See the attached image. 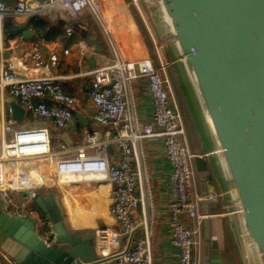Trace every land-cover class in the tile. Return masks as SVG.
<instances>
[{
	"label": "built area",
	"instance_id": "obj_1",
	"mask_svg": "<svg viewBox=\"0 0 264 264\" xmlns=\"http://www.w3.org/2000/svg\"><path fill=\"white\" fill-rule=\"evenodd\" d=\"M140 1L131 0L128 6L136 5L146 22ZM85 9H91L99 17L94 0H16L13 5L0 0V44L6 41L4 21L8 17L28 19L32 15L47 14L54 21L65 20V32L71 36L73 28L69 22L77 19ZM149 31L159 55V67L155 66L150 56L139 59L125 57L111 41L112 62L83 73L93 78L90 99L95 106L96 124L112 126L115 130L109 129L104 134L97 130L88 131L82 141L73 146H67L62 141L54 143L48 126L17 127L13 122L16 120L6 119L7 114L13 115V102L7 100L10 96L25 112L52 119L58 129H63L74 120L69 105L76 104V99L63 90L55 76L23 77L14 71L8 58L0 56V199L9 213H21L22 210L32 213L28 200H32L38 192L51 190L61 208L67 185L108 181L112 184L111 210L118 227L96 228L94 239L98 255L109 257L119 254L113 259L115 264H154L152 244L155 224L148 218L146 208L144 218L139 222L133 219L132 214L140 202L145 204L148 195L141 143L146 138L162 137L165 153L172 165L168 201L171 242L178 249L179 264H203L202 224L205 215L201 205L204 199L216 198L217 193L202 195L200 192L195 163L197 154L190 148L183 114L173 97L167 73L169 62L161 58L166 41L156 38ZM106 33L109 36L107 30ZM7 40L10 45L25 41L22 35ZM46 41L44 37H39L31 42L32 59L36 68L50 72L59 66L60 58L56 51H52L48 58L44 57L41 46ZM64 52L69 53V49ZM142 77L147 81L153 104L151 120L145 122L138 119L131 88L132 81ZM111 145L119 149L118 161L112 162L109 158ZM138 187L140 195L136 194ZM25 191L29 194L23 197L20 207L11 210L8 193ZM62 209H65L69 219L66 208ZM184 215L193 219L192 226L185 223ZM47 222L48 228L43 237L49 246L55 231ZM139 228H143V234L133 237L128 251L125 248L113 251V246L118 245L122 237L129 239L132 232L135 236Z\"/></svg>",
	"mask_w": 264,
	"mask_h": 264
},
{
	"label": "water",
	"instance_id": "obj_2",
	"mask_svg": "<svg viewBox=\"0 0 264 264\" xmlns=\"http://www.w3.org/2000/svg\"><path fill=\"white\" fill-rule=\"evenodd\" d=\"M153 1L164 29L161 38L176 53L172 63L180 62V70L195 96L213 148L215 167L207 155L195 157L200 192L208 195L216 191L215 168L219 170L240 227L247 264H264V0ZM34 17L30 16L24 23L6 18L5 44L9 46L7 39L18 35L24 40L33 38ZM172 37L175 41H168ZM87 38L100 50L91 30ZM13 51L8 48L6 56ZM195 77L210 119L201 106ZM69 107L82 126L92 125L94 108L84 114L76 104ZM12 108L13 119L21 121L25 110L16 102ZM55 138L68 146L75 143L68 126L56 132ZM54 198V193L38 192L32 199L34 205H28L32 213L26 210L9 213L0 199L1 248L18 250L26 264H109V261L115 264L113 259L119 254L100 257L94 232L70 228ZM209 204L208 199L202 202L204 264H210L211 259ZM47 221L55 231L49 246L43 237ZM99 228L104 229L105 225ZM133 237L134 232L125 251L130 248Z\"/></svg>",
	"mask_w": 264,
	"mask_h": 264
},
{
	"label": "crops",
	"instance_id": "obj_3",
	"mask_svg": "<svg viewBox=\"0 0 264 264\" xmlns=\"http://www.w3.org/2000/svg\"><path fill=\"white\" fill-rule=\"evenodd\" d=\"M15 1L16 0H10L6 2L10 5H13ZM107 1L109 2L110 6L109 9L107 8L105 10V13L107 15V29L113 28V26L115 27L112 17V15L114 14L120 26L119 31L122 37L121 41L119 40V37H114V41L121 53H123L125 57H130L132 59H139L146 56H150L152 58L151 52L144 40V37L142 36V33L134 20L132 11H128L129 6H127L125 0ZM142 7L144 9V12L147 13V17L149 18L148 6L145 5V3H142ZM100 11L101 13H104L102 11V8ZM82 13L78 18H80ZM45 16L49 18L48 15ZM14 20L17 23H24L27 19L20 18ZM150 20L151 21H149L148 19V21L146 20L147 23L145 22L148 25L149 30L152 31L155 37H161L163 32L156 24V21L152 19ZM85 24L90 23L85 22ZM31 28L34 33L33 39L25 40L24 42H20L16 45L15 43H12L10 46H7L5 42L3 45L0 44V56L8 58L14 71L18 72L23 77L40 75L55 76L58 82L61 84L63 90L75 97L76 107L80 112L87 114L90 109H95V106L90 99V91L93 87V78L90 76H86L83 73L93 69L94 67L112 62V60L114 59L112 43L106 36V33L103 32L99 24H92L90 29L92 38H95L99 42L100 50L97 49L95 45H92L88 41L87 37H80L75 42L69 45L66 42H63L61 39H57L56 41H46L41 46L44 57L48 58L52 51H56L60 58L59 66L52 69L50 72H45L34 66L32 59L31 42L33 40H36L40 36L38 32L34 30L32 22ZM66 36L64 35L63 37L69 39V36ZM15 37L17 36H14L13 38ZM10 47L14 51L9 57H7L6 51ZM65 49H69V53H65ZM161 53V58L162 60H165V62H172L176 58V53L174 52L172 47L164 46V48L161 50ZM168 59H171V61H169ZM91 61L94 62L95 66H92ZM153 62L156 67H159V63H157L156 60L154 61L153 59ZM170 76L171 80L172 73H170ZM178 77L179 76H177L178 81L176 79L175 81H173V79L171 80L173 97L175 98V101L177 102L183 114L187 134L190 131L195 135H199L204 142L203 148L199 149L198 147H195L194 150L191 147L190 148L196 154H202L205 156L207 155V157L210 158V163L215 167L216 162L211 155L213 148L209 143V138L206 132L200 129L198 123L199 121L195 111L193 110L187 88L182 82L181 75L180 78ZM131 88L138 119L141 122L150 121L153 112V104L146 79L142 77L132 81ZM7 100L8 102H16L18 104L17 100L10 96L7 97ZM6 116H10L9 119L6 118L7 120L13 121L12 114H7ZM13 122L16 126L17 121ZM34 126H48L50 128L52 141H54V143L57 141H61L55 138L56 132H60L65 128L64 127L63 129H58L54 125L52 119L36 117L30 111H26L23 118L21 119V124L17 127L28 128ZM66 126L69 127L70 135L75 141L73 145L81 142L88 131L92 133L93 131L97 130L101 134H104L109 129L115 130V128H113L112 126L97 125L94 118L92 125L87 127L82 126L81 122L75 117L74 120H72ZM76 132L80 135H75ZM141 149L145 172L144 183L146 185L148 195L146 197L145 204L140 202L134 209L132 217L136 222L143 220L144 209L146 208L148 218L150 220L152 219L155 224L152 244L154 264H179L178 249L172 244L169 232L168 201L171 194L170 172L172 169V165L165 153L163 138H146L141 143ZM109 158L112 162L118 161L120 159V152L117 146H110ZM215 174L217 178L214 177V184L216 185L215 190L217 193V197L209 200L212 229L210 264H247L240 227L238 225V222L236 221V216L230 209L231 204L227 195L224 180L222 179L219 170H216V168ZM216 179L219 181V187H217ZM66 187H68L69 189V194L72 199L71 202H74L75 204V214L77 217L84 216L85 214L96 216L101 215L105 220V223H102L103 225L112 226L114 229H117L118 223L116 222L111 210L112 184L110 182L105 180L91 183L81 182L70 184ZM47 191H43L41 193L45 195L44 192ZM136 194L140 195L139 187L136 190ZM21 196L23 198L24 195L22 194ZM96 203H99L102 206L98 208L96 206ZM183 220L187 225L192 226L194 224L193 219L189 218L186 215L183 216ZM99 226L100 225H98V227ZM142 234L143 228H139L138 230H136L134 237L141 236ZM202 234L204 264V220L202 224ZM128 241L129 239L122 237L119 244L113 246V251L122 250L124 248L126 249ZM0 260L2 264H4V262H6L7 264H16L12 260V258H10L2 251H0Z\"/></svg>",
	"mask_w": 264,
	"mask_h": 264
},
{
	"label": "rangeland",
	"instance_id": "obj_4",
	"mask_svg": "<svg viewBox=\"0 0 264 264\" xmlns=\"http://www.w3.org/2000/svg\"><path fill=\"white\" fill-rule=\"evenodd\" d=\"M131 1V0H130ZM98 2V3H97ZM97 2H96V5H101V8H102V11L104 12V13H101V11H99V9H98V15H99V17H97L92 11H91V9H85L84 11H85V13L83 14L84 16L86 15V14H92L93 16H94V19H95V23H97V24H99V26L101 27V29L103 30V32L104 33H106V30H105V28L107 29V23H106V13H105V10L108 8L109 9V2L107 1V0H97ZM154 1L153 0H141L140 1V3H139V5H140V8H141V10H142V13H144V9H143V7H142V3H145V5H147L148 6V11H149V18L147 17V16H144L145 15V13L143 14V16L146 18V20L148 21V19H149V21H151L150 19H152V20H155L156 21V24L158 25V27L164 32V29L162 28V23H160V19H159V15L157 14V13H155L156 12V5L153 3ZM125 3L127 4V6H128V1L127 0H125ZM134 5V4H133ZM134 6H136V5H134ZM137 7V6H136ZM137 9H138V7H137ZM128 11L130 12V11H132V5L131 6H129V8H128ZM138 11L140 12V10L138 9ZM140 14H141V12H140ZM47 15V14H46ZM45 16V15H44ZM141 16H142V14H141ZM112 17H113V24H115V27L113 26V28H109V29H107L108 30V32H110L109 33V36H110V38H109V36L107 35V33H106V36L108 37V39L110 40V41H112V43L114 44V46L115 47H117V49H119L118 48V46H117V44L115 43V41H114V37H119V40L121 41L122 40V37H121V34H120V26H119V24H118V22H117V19H116V17H115V15L113 14L112 15ZM101 20H100V19ZM144 19V18H143ZM145 21V20H144ZM146 26H147V28H148V30H149V27H148V25L146 24ZM152 28V27H151ZM150 32V31H149ZM154 32V31H153ZM151 34V33H150ZM152 36V35H151ZM156 38H161V37H156ZM153 43H154V41H153ZM154 53H155V55H156V58H155V60H156V62L157 63H159V65H160V59H159V55H158V52H157V50L155 49V45H154ZM162 54V53H161ZM127 58H130V57H127ZM132 59V58H131ZM164 62H165V60H163ZM180 67H181V65H180V62L179 61H177L176 62V64H173L172 62H169V66L167 67V73H168V75L170 76V73H172V79H173V81H175V79L178 81V79H177V76H179L178 78H180V75H181V79H182V82H183V84H184V86L187 88V91H188V95H189V97H190V99H191V103H192V107H193V110L195 111V113H196V115H197V118H198V123H199V126H200V129L202 130V131H205L206 130V126H205V124H204V121H203V117H202V115H201V112H200V110H199V108H198V106H197V103H196V101H195V99H194V95H193V93H192V91H191V89H190V86L188 85V83H187V81H186V78H185V75H184V73L183 72H181V70H180ZM180 73V74H179ZM170 78H171V76H170ZM171 79V80H172ZM175 92V91H174ZM26 113V112H25ZM24 116V115H23ZM6 118L7 119H9L10 118V116H6ZM21 124V121H17V124H16V126H18V125H20ZM185 127H186V125H185ZM206 132V131H205ZM186 134H187V130H186ZM75 135H77V136H79L80 134L79 133H75ZM78 138V137H77ZM187 138H188V142H189V145H190V147L194 150L195 149V147H198L199 149L200 148H203L204 147V142L202 141V139H201V137L199 136V135H195L194 133H192V132H188V134H187ZM214 180H215V178H214ZM216 182H217V187H219L218 185V183H219V181L216 179ZM52 192H51V190H49V191H47V192H44V194L45 195H49V194H51ZM24 195L23 197H26L28 194H29V192L28 191H25V192H21V194L20 193H16V192H9L8 193V195H7V197L8 198H10L11 199V202H10V204H9V208L11 209V210H15V209H17V208H19L20 207V204H21V201H22V196L21 195ZM22 198V199H21ZM33 200H28V203H30V204H32V205H34L33 204V202H32ZM96 206L99 208V207H101L102 205L101 204H99V203H96ZM62 208H64V207H61L60 209L62 210V212H63V215L64 216H66V214L64 213L65 211V209L63 210ZM230 209L233 211L234 209L233 208H231L230 207ZM67 218V217H66ZM66 221H68L69 222V225L71 226V224H70V221H69V219H67ZM72 227V226H71ZM82 230H84V231H82L83 233H88V232H90V230L88 229L87 230V228L85 229V228H83ZM76 231V230H75Z\"/></svg>",
	"mask_w": 264,
	"mask_h": 264
},
{
	"label": "trees",
	"instance_id": "obj_5",
	"mask_svg": "<svg viewBox=\"0 0 264 264\" xmlns=\"http://www.w3.org/2000/svg\"><path fill=\"white\" fill-rule=\"evenodd\" d=\"M5 1H10V0H5ZM130 1V0H127ZM85 11L82 13L80 18L71 20L69 22V25L73 28V34L69 36V39H66V32H65V20L63 19H57L55 21H52L49 19L47 16L44 15H35L34 19L32 20V26L34 30H36L39 34L40 37H44L47 41H56L57 39H61L63 42H66L68 45L72 44L75 42L77 39L81 38H86L87 37V32L92 26V24H95V19L92 14H86L85 16L83 15ZM145 15L147 16V13L144 12ZM132 15L134 17V20L136 24L138 25L142 36L144 37V40L151 52L152 58L155 61L156 55L154 53V43L152 36L146 26V23L141 16L140 12L138 11L137 7L132 4ZM85 22H89L90 24H85ZM87 25V27H86ZM91 30V29H90ZM66 37H63V36ZM33 39V38H31ZM70 42H69V41ZM168 57V56H166ZM171 61V59H168ZM189 102V100H188ZM10 263V262H9ZM0 264H2L0 260ZM4 264H7L4 262ZM11 264V263H10Z\"/></svg>",
	"mask_w": 264,
	"mask_h": 264
},
{
	"label": "bare ground",
	"instance_id": "obj_6",
	"mask_svg": "<svg viewBox=\"0 0 264 264\" xmlns=\"http://www.w3.org/2000/svg\"><path fill=\"white\" fill-rule=\"evenodd\" d=\"M158 1H159V3L162 2V0H158ZM94 2L96 3L97 0H94ZM96 8H97V12H98V9L100 11L101 5H96ZM166 16L169 19V21L171 22L170 17L168 15H166ZM170 40L175 41V37L170 38L168 41H170ZM195 85H196V88H197L198 93H199L200 98H201V102H202L201 106L203 108L204 113L205 114L207 113L206 114V116H207L208 115L207 107H206V104H205V101H204L202 91L200 89V85H199L197 77H195ZM207 117L209 118V115ZM63 197H64L63 198L64 199L63 204H60V205H61V207L66 208V212L68 214L70 224L74 230L80 231L83 228H90L89 230H91L92 232H95L98 225L105 223V220H104L103 216H101V215L96 216V215L85 214L84 216L77 217L75 214V208L76 207H75L74 202H71L72 199H71V196L69 194L68 187L64 188ZM1 251L3 253L7 254L10 258H12V260L16 264H26V259L22 256V254L18 250H7L5 248H2Z\"/></svg>",
	"mask_w": 264,
	"mask_h": 264
}]
</instances>
